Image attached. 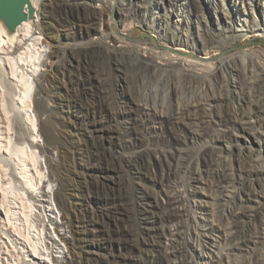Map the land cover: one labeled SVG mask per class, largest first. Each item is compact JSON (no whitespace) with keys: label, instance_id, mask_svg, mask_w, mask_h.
I'll use <instances>...</instances> for the list:
<instances>
[{"label":"bare ground","instance_id":"6f19581e","mask_svg":"<svg viewBox=\"0 0 264 264\" xmlns=\"http://www.w3.org/2000/svg\"><path fill=\"white\" fill-rule=\"evenodd\" d=\"M43 1L38 0L34 19L23 22L15 34H7L0 23V264L68 262L67 222L57 206L49 149L41 146L42 134L53 143L55 133L51 121L40 123L34 110L45 108L38 98L42 90L35 93L36 77L52 82L42 73L48 53V40L40 29L44 17L39 5ZM98 1L111 6L116 2ZM60 5L58 0L52 3L55 17ZM127 5L132 8L122 17L125 27L145 20L155 32L167 34L176 48L158 53L136 45L118 54L105 44L102 30H97V40L87 39L86 47L70 48L71 55L84 56L99 67L116 61L120 69L132 71L134 89L129 98L142 103L130 113L136 120L128 135L132 142L121 141L107 149L86 140L90 160L115 172L129 164L156 168L158 193L163 197L157 224L164 228L158 234L166 238L169 252L164 259L158 257L156 264H165V260L170 264H264V57L245 51L214 65L210 54L215 41L205 38L192 44L188 37L194 19L202 26L213 5L212 25L219 41L264 34V0H202L201 9L194 5L187 9L180 3L160 6L157 16L148 1L129 0ZM98 19L96 9L85 16L93 24ZM67 22L60 20L59 24L66 26ZM55 41L57 53L68 54L64 42L57 37ZM190 46L200 57L182 53ZM109 74L100 70V90L89 110L111 119L116 115V98ZM144 78H148L146 93H140ZM161 95L164 100L158 103L155 97ZM73 98L77 103L81 100L80 95L73 94ZM152 123L170 125V133L152 140L151 150L126 155L147 144L144 137ZM177 132L205 145L196 153L182 154L184 140ZM231 150H238L242 159H235ZM153 151L159 154V161ZM62 155L65 162L72 160L69 151ZM142 197L150 201V195ZM110 200L130 210L127 190L113 194ZM198 210L200 218L195 215ZM122 219L123 223L130 220L127 216ZM127 227H121L122 234L132 240L134 234ZM252 242L263 248L238 259Z\"/></svg>","mask_w":264,"mask_h":264},{"label":"rangeland","instance_id":"374dc122","mask_svg":"<svg viewBox=\"0 0 264 264\" xmlns=\"http://www.w3.org/2000/svg\"><path fill=\"white\" fill-rule=\"evenodd\" d=\"M53 1L55 0H44L39 5L41 16L44 17L40 29L42 36L48 40V53L43 66L45 70L43 69L42 73L52 82L44 80L41 75L36 77L35 93L42 90L38 98L44 101L45 108L35 107L34 110L40 123L51 121L55 133L53 143H49L42 134L41 146L49 149L51 159V164L48 163L49 172L56 188L57 206L67 222L68 243L65 249L69 250L67 264H156L158 257L164 259L169 253L165 247L166 238L158 234L164 228L157 224L158 204L163 203V197L158 193L156 168L140 169L134 164H129L120 172L109 171L101 168L98 162L90 160V152L86 147V140L97 142L107 149L121 141L126 144L132 142L128 135L135 128L136 120L130 113L133 107L137 105L142 107V103L129 98L134 89L130 82L133 72L129 69H120L116 61L110 66L104 64L99 67L84 56L71 55L69 50L86 47L89 43L88 38H91V41L97 40V30H102L105 44L118 54L127 53L136 45L153 48L158 53L172 52L176 47L167 38V34L155 32L145 20L140 19L133 26L125 27L122 17L129 7L127 5L129 0H116L113 6L97 0H58L61 5L56 12L57 17L55 13L53 14L54 11H51ZM145 1L149 2L152 12L157 16L160 15L157 9L160 6L164 8L182 3L187 9L191 5L200 8L202 0ZM139 6L143 8L142 5ZM90 9L97 10L99 19L96 24L85 20ZM211 10L202 26H198L197 20L194 19L189 32L192 35L188 37L192 44L200 43L205 38L215 41L216 46L210 54L214 65L219 64L223 58H232L245 51H254L264 57V34L252 33L219 41L215 26L212 25L214 5ZM203 12L202 15L206 10ZM149 13V10L146 11V18L149 17ZM60 20L68 21L67 25L60 26ZM56 37L64 42L62 46L66 48L68 54L57 53L59 48L56 45ZM73 37H78V40H70ZM182 53L189 57H200L198 50L193 47L183 50ZM100 70L110 73V78L106 79H110L112 92L116 98V115L111 119L106 115H95L89 110L91 100L97 97L100 90L98 87ZM147 81L148 78L141 81L140 93H146L144 88ZM92 83L94 88L91 87ZM73 94L80 95L81 100H77L78 103ZM13 97L16 98V95ZM155 100L158 103L163 102V95L155 97ZM166 101L165 99L164 105ZM169 133L170 125L150 124L149 133L144 137L148 139L147 144L126 155L142 154L146 150H151L152 140ZM177 135L184 140L182 154L196 153L205 145L187 139L184 133L177 132ZM225 147L227 148V145ZM66 151L72 155L69 162H65L62 157ZM231 152L235 159H242L238 150ZM262 152L264 155V148ZM43 156L48 160V155ZM153 157L159 161L157 152L153 151ZM122 190L129 192V211L117 207L110 200L113 194ZM143 194L150 195V201H145ZM192 204L196 205L195 202ZM195 215L200 218V211L198 210ZM126 216L130 220L123 223L122 218ZM127 225L134 234L132 240L125 239L122 234L121 227L125 226L128 229ZM262 248V244L252 242L240 251L237 258L258 253ZM197 252L202 254L200 249ZM191 259L193 256L190 255ZM196 261L198 262V259ZM164 263L172 262L165 260Z\"/></svg>","mask_w":264,"mask_h":264},{"label":"water","instance_id":"95a60500","mask_svg":"<svg viewBox=\"0 0 264 264\" xmlns=\"http://www.w3.org/2000/svg\"><path fill=\"white\" fill-rule=\"evenodd\" d=\"M38 0H0V23L7 34L13 35L25 21H32Z\"/></svg>","mask_w":264,"mask_h":264}]
</instances>
